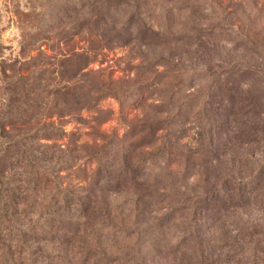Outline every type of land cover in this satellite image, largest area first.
Wrapping results in <instances>:
<instances>
[{
  "label": "rangeland",
  "instance_id": "obj_1",
  "mask_svg": "<svg viewBox=\"0 0 264 264\" xmlns=\"http://www.w3.org/2000/svg\"><path fill=\"white\" fill-rule=\"evenodd\" d=\"M0 264H264V0H0Z\"/></svg>",
  "mask_w": 264,
  "mask_h": 264
},
{
  "label": "trees",
  "instance_id": "obj_2",
  "mask_svg": "<svg viewBox=\"0 0 264 264\" xmlns=\"http://www.w3.org/2000/svg\"><path fill=\"white\" fill-rule=\"evenodd\" d=\"M0 129H1V128H0ZM0 220H5V221H7V219H5V218H3V217H1V216H0Z\"/></svg>",
  "mask_w": 264,
  "mask_h": 264
}]
</instances>
